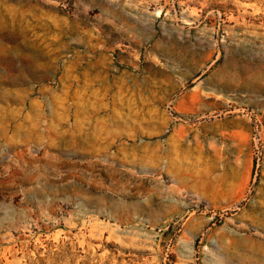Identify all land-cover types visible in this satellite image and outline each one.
<instances>
[{
  "label": "rangeland",
  "instance_id": "obj_1",
  "mask_svg": "<svg viewBox=\"0 0 264 264\" xmlns=\"http://www.w3.org/2000/svg\"><path fill=\"white\" fill-rule=\"evenodd\" d=\"M0 264H264V0H0Z\"/></svg>",
  "mask_w": 264,
  "mask_h": 264
}]
</instances>
